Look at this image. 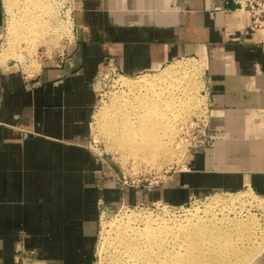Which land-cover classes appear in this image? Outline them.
<instances>
[{"label": "crops", "instance_id": "obj_1", "mask_svg": "<svg viewBox=\"0 0 264 264\" xmlns=\"http://www.w3.org/2000/svg\"><path fill=\"white\" fill-rule=\"evenodd\" d=\"M64 63L0 66V264H92L99 200L185 203L213 191L264 196V37L234 0H71ZM201 57L210 147L151 187H116L91 146L96 80ZM32 253H30V252Z\"/></svg>", "mask_w": 264, "mask_h": 264}, {"label": "rangeland", "instance_id": "obj_2", "mask_svg": "<svg viewBox=\"0 0 264 264\" xmlns=\"http://www.w3.org/2000/svg\"><path fill=\"white\" fill-rule=\"evenodd\" d=\"M4 1L6 2L7 0H2L3 15H2V22L0 23V55L2 53V49L5 48L6 50V48H8V44L10 45V42L7 41L12 40L13 42V40H15V39H11L12 36L8 35L7 33V27L10 23V20L16 19L17 21L20 22L26 21V16H23L21 13V10L23 11V9L21 8L24 7L23 5L25 0H10L13 5L12 7L13 9L12 8L8 9L7 2L5 3ZM42 1L44 4L46 3L45 4L46 7L49 5V7L52 10L48 11L49 13L47 14L49 15H47V17L45 15L46 13L44 14L45 16L42 19V23L40 22V24H37V26H35V29L33 28L34 27L33 26L32 27L33 30L32 29H29L30 31L28 30L29 33L31 32V30L33 31L30 33L31 37L29 36L28 32H26L27 35H25V33L22 35L21 31L19 30V33L21 34H19V36L16 38L17 41L15 40V44L14 42L13 44L11 43L14 47L9 46L10 48L6 50L9 54L5 52V54L9 56L8 57L6 56L5 58L4 56L1 55L2 57H0L1 58L0 61L2 60L3 57L5 58V59L3 58V60L0 62V66L7 64L5 67L2 68H6L13 64L17 69L23 71L22 73L34 75L37 71L40 70L43 63L45 62L51 63V61H53L52 63L57 65L58 60L55 58L56 54L62 47H67L69 45V41L73 39L72 33L71 34L69 33L68 36L65 35L66 34L65 30L69 28V25L68 22L62 21L59 18L57 13L58 12L57 7L55 5V0H42ZM263 1L264 0H254L253 2L262 3ZM17 5H19L20 7ZM236 5L238 8L237 13H245L247 17L248 16L250 17L249 12L247 11V7L241 8L240 6H238V4ZM15 6L16 8H14ZM17 8L21 10L19 11ZM10 9L13 12L10 11ZM7 10H9V13ZM10 13L11 15H9ZM40 17L42 18L43 16L41 15ZM40 17H38V20H40ZM247 27L252 29L253 31L252 33L256 35L259 33L264 37V33H263L264 30L255 31L251 23V18H250V25H247ZM14 54L17 56L18 54L20 55L19 57H17ZM169 67H174L179 69L177 73L175 72V75H178L179 73L182 76H185L183 74H185L184 72L186 71H188V74L186 75H190L191 73V77H193L192 79L194 80L195 83V89H193V91L188 92L186 90L181 89L179 85L177 86L175 85L174 87H172L174 94H178L180 97L183 98H185L184 96L188 95V97L186 96L185 100L189 99L188 101L186 100L187 105L189 104L188 106L186 105L187 109H185V107L182 108L183 110L179 108L180 110L178 109L177 111H175L177 113L176 117L175 114L173 116L175 119L172 117L173 121L176 120V122H174V126L176 125L174 127L175 128L174 140L176 141V144H178V147H176V149L174 148L175 152L170 159L164 160L162 161V163H158V164H148L143 160L134 159L131 155H128L125 151H122L118 146H116L117 145L116 141L113 140V138L108 135V131L105 130L104 125L106 123H109L112 120L111 118H114L113 116H115L114 115L115 113L113 114L114 105L112 106V103L114 104L116 101H119L118 99L123 97L124 93L127 95L129 91V90L127 91L125 87L122 86L120 87L119 83L117 82L119 76L124 78L127 77L126 79H136L140 76H147V75L150 77H157L161 74V72H163L165 69ZM205 79L206 78H205L204 66L201 57L193 56V55L174 59V61L169 62L159 70H155V71H147L137 75H125L113 69L107 68L97 77L95 86H96V92L98 98H97L96 107L93 112V118L91 121V126H92L91 146L96 151V153H98L103 158L105 157L109 160V164L112 168L113 171L112 173L114 175L113 180L116 184V187L120 188L121 190L129 186L148 188L155 184L160 183L169 174H171L173 171L177 170L183 164H185L188 158V151L185 148L184 142L183 141L181 142L179 138L184 134V132H186V127L189 125L193 117L199 114L198 110L200 112L203 104L206 103V97H207L206 93L208 91V84L206 83ZM182 92H184L185 95ZM191 103L196 107L193 106L192 108ZM179 111L182 113L180 114ZM137 180H140V183L142 184L141 185L137 184L136 182ZM133 181H135V183ZM216 196H222L224 199L230 198V196H234V197L226 201L227 203L225 204L223 203V205L221 204L220 206L216 205L217 207L212 206L213 209H211V207L208 206V208L206 209L205 207L208 204L207 202L211 201V199ZM98 204H99L100 212H99L97 228L95 230V238L93 242L92 264H126V263L130 264L132 260L135 261L132 255L128 254L129 256L128 257L126 256L127 254L121 253V251H119L120 252L119 255V252L116 251L117 248H115L114 246H118L117 245L118 242H114L117 240L113 238L115 234H113L114 231L112 230L113 229L112 225H114V223L106 221L107 219L110 218V216H114V218L116 219H121L122 217L127 216V214H131L130 216L133 215L131 217L133 219H131L130 222L135 226L141 227L143 226L142 225L143 223H141L142 217L140 218V216L149 215V218L153 217L159 220L161 219L160 221L163 220L164 223L167 224L168 226H174V224L184 222L189 217H193L195 213L196 215L194 216L193 219H197L199 217L197 215H200L199 218H205L207 216L211 217L213 216L212 214H214L218 217L227 215V217H229L230 220L232 219L230 221V224L232 225L234 221L240 222V224L242 225L241 227H239L240 229L238 228V231H236L237 229L236 230L231 229L232 233L230 232L232 237V241H230L232 247L230 244L229 245L230 250L228 251L230 252L233 247H234L233 250L235 248L239 250L236 258H233L229 262V264H264V258L259 259L256 262L252 260L253 255L258 251V248L261 249L264 246V196L259 195L256 191L252 189H240L236 191H213L202 196L191 197L185 203H180V204L166 203L160 200H155V201L143 200L130 204L120 200V201H113L112 203H110V205H107L101 199L99 200ZM104 206H110V208L113 211L112 215L108 217L104 216L105 215ZM197 209L199 212L197 211ZM206 211L208 212L206 213ZM136 219L138 221H136ZM107 226L109 227L107 228ZM110 238L113 239L114 241L111 240ZM205 248L207 249V244L205 245ZM233 250L231 252H234ZM232 254L233 253H230L229 255L234 256V254L233 255ZM18 255L20 258H23L19 260V264H24L25 262L24 259L26 256L25 253L23 251H19ZM121 255L125 256L126 258L123 256H122L123 258L120 257ZM159 256L161 255H158L157 258ZM127 257L130 260L132 259L131 262L130 260H128ZM124 259H126V261L128 262L126 263L123 262L125 261ZM177 262H178L177 258H174V264H178ZM212 262L213 264H227V261L222 259H216V260L212 259Z\"/></svg>", "mask_w": 264, "mask_h": 264}, {"label": "bare ground", "instance_id": "obj_3", "mask_svg": "<svg viewBox=\"0 0 264 264\" xmlns=\"http://www.w3.org/2000/svg\"><path fill=\"white\" fill-rule=\"evenodd\" d=\"M6 2L8 9L13 7L10 0H7ZM45 4L42 0L24 1V5L22 4L24 7L22 6L23 8H21L23 11L21 9L20 10L22 15L26 16V21L20 22L16 19L10 20L7 27V33L12 36H10L11 39H15L17 41L16 38L19 34L22 33L23 35L25 33V35H27L26 32H28L29 29H32L33 26L35 29L37 24H40V22L42 23L44 16L46 15L47 17V15H49L47 14L49 13L48 11L52 10L49 5L46 7ZM14 8H16V6ZM7 11L9 13V10ZM10 11L12 10L10 9ZM40 14L43 16L42 18L40 17ZM9 15H11V13ZM38 17H40L41 21L38 20ZM19 30L21 33H19ZM32 30L31 32H33ZM15 40H13L14 44ZM7 42H10V45L8 44V48H10L9 46H13L12 40ZM8 48H6V50ZM6 50L5 48L2 49L1 53V55L5 58L7 56L5 52L8 53ZM1 55L0 57H2ZM19 55L20 54L15 56L19 57ZM178 70L179 69L177 68L169 67L161 72V74L157 77H150L147 75L140 76L136 79H126L127 77L124 78L119 76L117 79L120 87L122 86L125 87L127 91L129 90L127 93L128 96L124 93L123 97L118 99L119 101H116L114 104L112 103V106L114 105L113 114L115 113L114 115L116 117L113 116L114 118H111L112 120L109 123L103 125L105 126V130L108 131V135L116 141V146H118L122 151H125L128 155H131L134 159L143 160L148 164L162 163V161L170 159L175 152L174 148L176 149V147H178V144H176V141L174 140V127L176 126H174V122H176V120L173 121V116L175 114L176 117L177 113L175 111L179 108L182 109L185 107V109H187L186 105L189 99H186L187 101L185 100L188 95L183 98L178 94H174L172 87L179 85L181 89L188 92L195 89V83L192 79L193 77H191V73L190 75H186L188 74V71H186L184 72L185 74H183L185 76H182L179 73L178 75H175V72L177 73ZM182 93L185 95L184 92ZM193 106L195 105H192V108ZM181 113L182 112H180V114ZM232 197L234 196H230L231 199ZM230 198L224 199L222 196L213 197L211 201L207 202L208 204L205 208L207 209L208 206H210L211 209H213L212 206L217 207L216 205H223V203H227L226 201L230 200ZM207 212L208 211H206V213ZM130 215L131 214H127V216H124L121 219H116L114 216H110V218L106 220L114 223V225H112L113 229H111L114 231L113 234H115L113 238L117 241H114L111 238L110 239L114 242H118V246H114L117 248L116 251H121V253L127 254L126 256L130 254L135 260L133 261L131 259V262L128 256L127 258L130 260V264H174V258H177L178 264H213L212 259H222L227 261V264H229V262L233 258H236L238 254L239 249L237 248L234 250V247L232 248L234 252H231L232 250L229 252L228 250H230L229 245L231 244L230 241H232L231 229H237L236 231H238V228L242 225L240 222L235 221L233 225L230 224L232 219L230 220L227 215L218 217L212 214L213 216H207L205 218H199L200 215H197L199 217L197 219H193L196 215L195 213L193 217H189L184 222L174 224V226H168L163 220V222L160 221L161 219L159 220L153 217V219L151 217L150 219L149 215H141V223H143V226L141 227L135 226L130 222L131 219H133L131 218L133 215ZM136 221L138 220L136 219ZM108 227L109 226H107V228ZM206 244L207 249L205 248ZM230 253H233L234 256H230ZM158 255H161L162 257L159 256L157 258ZM122 256L123 255L120 257ZM262 258H264V246L261 249L258 248V251L253 255L252 260L256 262ZM124 260L125 261L123 262H128L126 259Z\"/></svg>", "mask_w": 264, "mask_h": 264}, {"label": "built area", "instance_id": "obj_4", "mask_svg": "<svg viewBox=\"0 0 264 264\" xmlns=\"http://www.w3.org/2000/svg\"><path fill=\"white\" fill-rule=\"evenodd\" d=\"M254 0H234L241 8L247 7V11L250 14L251 23L255 31L264 30V1L262 3L253 2ZM57 7V13L62 21L68 22L69 28L65 30V35L74 34V7L70 0H55ZM71 22V23H70ZM264 33V32H263ZM73 39L69 41L71 43ZM68 47V46H67ZM67 47H62L55 58L58 60L57 65L64 63L67 55ZM110 69L117 72L118 69L109 63ZM206 103L203 104L199 114L194 116L189 125L186 127V132L180 136V141L184 142L185 148L188 151V156L192 154V150L195 147H210L214 143V139L210 134V100L208 98L209 91H207ZM139 181V182H138ZM135 183V181H133ZM141 185L140 180L136 181ZM157 182V181H156Z\"/></svg>", "mask_w": 264, "mask_h": 264}, {"label": "water", "instance_id": "obj_5", "mask_svg": "<svg viewBox=\"0 0 264 264\" xmlns=\"http://www.w3.org/2000/svg\"><path fill=\"white\" fill-rule=\"evenodd\" d=\"M2 15H3V11H2V0H0V23L2 22ZM104 216L108 217L110 216L113 211L112 209L110 208V206H104Z\"/></svg>", "mask_w": 264, "mask_h": 264}]
</instances>
